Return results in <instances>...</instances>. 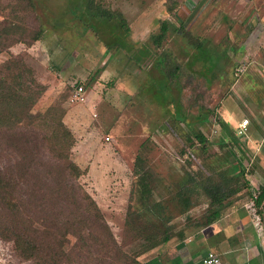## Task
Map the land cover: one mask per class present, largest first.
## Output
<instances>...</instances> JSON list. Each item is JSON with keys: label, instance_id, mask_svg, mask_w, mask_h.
I'll return each instance as SVG.
<instances>
[{"label": "rangeland", "instance_id": "374dc122", "mask_svg": "<svg viewBox=\"0 0 264 264\" xmlns=\"http://www.w3.org/2000/svg\"><path fill=\"white\" fill-rule=\"evenodd\" d=\"M169 2L170 11L164 0H93V6L122 18L128 28L124 33L118 18L95 17L87 0H0V21H7L24 40L0 52V63L19 57L44 85L22 125L30 126L34 113L49 107L52 116L61 119L72 135L71 159L81 170L79 183L95 201L118 252L138 262L168 240L166 247L197 237L208 199L199 185L194 186L188 191L190 204L182 211L174 181L185 173L198 184L207 177L218 181L212 172L224 151L218 120L237 134L244 152L237 192L224 201L220 217H245L264 244V211L258 215L247 192H255L264 181V0ZM161 20L184 33L169 29L155 47L149 36L157 32ZM38 28L39 39L31 40ZM187 38L201 42L197 51ZM117 41L130 47L116 50L112 44ZM143 50L146 53L136 62L127 59ZM161 52L166 54L162 69L156 63ZM170 71L171 78L165 80ZM77 86L81 99L72 98ZM176 107L179 120L174 118ZM206 109L212 112L199 122L196 115ZM243 120L245 127L238 131ZM195 131L205 137V149L191 137ZM136 154L150 176L152 197L170 216L169 238L155 246L134 237L124 225L126 209L129 205L132 210L135 203L130 192L137 178ZM12 155L0 142V163L11 162ZM69 239L65 248L73 242ZM112 252L113 257H104L111 260L107 264H125L116 250ZM0 264L30 262L10 241L0 239Z\"/></svg>", "mask_w": 264, "mask_h": 264}, {"label": "trees", "instance_id": "16d2710c", "mask_svg": "<svg viewBox=\"0 0 264 264\" xmlns=\"http://www.w3.org/2000/svg\"><path fill=\"white\" fill-rule=\"evenodd\" d=\"M169 1L164 0L168 11L172 9ZM87 3L90 7L93 0H87ZM93 5L95 17H116L124 33L128 31L121 17ZM169 29L184 33L179 26L174 27L167 20H161L157 32L149 36L151 44L159 47ZM16 34L17 31L7 21H0V52L6 51L14 42H24ZM39 37L38 28L31 40ZM115 40L119 39L115 37ZM186 40L196 51V47L201 45L198 40ZM112 45L116 50L120 46L130 47L123 41ZM144 53L146 51L138 56L128 55L127 59L134 63ZM165 55L160 53L156 62L158 68H163ZM171 73L167 78L164 76L165 80L171 78ZM43 91L44 85L35 79L32 69L19 57L10 56L0 63V142L13 152L11 162L0 163V239L10 241L16 253L30 264L110 263L111 260L104 257H113L112 249L118 252L119 246L95 201L78 181L81 170L71 159L73 140L70 131L60 118L52 116L50 107L34 113L35 121L30 126L21 123ZM175 110L174 118L179 120L176 116L180 111L177 107ZM204 112L196 115L199 122H204L212 110ZM218 124L223 132L219 141L224 146L221 161L212 167L218 181L213 182L207 177L206 182L198 184L192 175L186 173L174 181V196L182 211L190 204L188 191L197 185L202 188L208 199L206 213L199 222L202 226L220 216L224 201L237 192L235 184L244 171V152L237 134L225 122L218 120ZM191 137L205 149L206 139L201 132H192ZM188 142L191 144L190 140ZM222 162H226L223 167ZM140 164L141 159L136 154L133 171L137 178L130 192L135 203L132 210L128 205L124 225L134 233V237L148 239L150 245L155 246L169 238L167 224L170 216L166 214L165 206L152 197L150 176ZM247 192L260 216L264 211V181L255 192ZM69 237L73 242L65 248ZM93 249L98 250L93 252ZM90 254L101 255V258H90ZM118 254L125 264H141L130 255Z\"/></svg>", "mask_w": 264, "mask_h": 264}, {"label": "crops", "instance_id": "0c3cea01", "mask_svg": "<svg viewBox=\"0 0 264 264\" xmlns=\"http://www.w3.org/2000/svg\"><path fill=\"white\" fill-rule=\"evenodd\" d=\"M166 245L156 248L150 255L141 256L140 263L197 264L200 257L211 250L218 254L222 264H264L263 242L255 236L245 217L232 214L219 216L202 226L191 243Z\"/></svg>", "mask_w": 264, "mask_h": 264}, {"label": "built area", "instance_id": "2783aa9c", "mask_svg": "<svg viewBox=\"0 0 264 264\" xmlns=\"http://www.w3.org/2000/svg\"><path fill=\"white\" fill-rule=\"evenodd\" d=\"M72 98L74 99H81V86H77L72 91ZM246 120H243L241 124H239L238 131H241L245 127ZM109 138L106 136L105 140H108ZM197 264H222L221 260L215 252L211 250H207L199 259Z\"/></svg>", "mask_w": 264, "mask_h": 264}]
</instances>
